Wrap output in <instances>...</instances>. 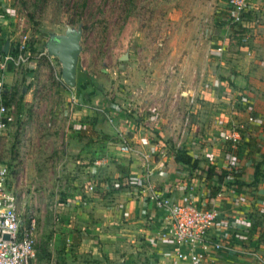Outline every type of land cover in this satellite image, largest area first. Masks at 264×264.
Returning a JSON list of instances; mask_svg holds the SVG:
<instances>
[{
  "label": "rangeland",
  "instance_id": "374dc122",
  "mask_svg": "<svg viewBox=\"0 0 264 264\" xmlns=\"http://www.w3.org/2000/svg\"><path fill=\"white\" fill-rule=\"evenodd\" d=\"M226 3L5 0L3 8L9 9L14 24L0 26V46L6 39L25 37L35 45L41 44L37 39H43V45L50 36L64 34L69 28L80 27L82 32L74 88L64 83L58 59L44 55L31 58L28 66L8 74L5 84L15 122L1 140V157L8 184L17 196L18 212L24 220L31 216L36 219V256L32 264H105L119 259L128 264L133 258H146L142 244L145 239L137 231V224L125 216H114L111 210L113 204L119 205L121 196L114 187L118 180L114 175L126 171L133 158L114 153L111 148V153L101 151L104 165L98 170L102 177L96 174L98 190L87 191L85 185L84 170L94 160V143L115 138V127L108 123L107 115L130 120L140 117L147 127L145 133H155L153 128L162 133L160 148L167 155H173L178 145L191 149L193 141L199 142L221 129L217 119H205V115L209 111L215 117L227 113L229 105L211 101V108H207V90L252 94L255 113L260 117L256 101L258 96L264 98V89L255 87L256 93L249 79L252 76L264 82V73L232 67L233 57L228 53L254 62L257 55L239 49L240 32L249 36L248 49L257 52L253 29L264 21V9L260 6L250 16V22H254L250 28L234 30L236 35L227 52L217 57L213 54L214 43L225 36L222 27ZM74 95L76 103L71 99ZM112 104L125 108L117 113ZM72 120L82 122V127L74 129ZM82 130L87 131L80 135ZM261 142L264 144L258 134L249 142L253 166L264 157ZM221 152L217 148L213 156L217 162L223 158ZM150 158L158 162L161 156L151 152ZM201 162L205 166L207 161ZM187 176L197 179L199 187L204 184L197 171ZM104 179L109 191L99 185ZM249 192L253 194L254 188ZM100 196L108 197L103 200ZM249 202V210L253 211L246 212L252 213L264 235V212H254L255 202ZM238 264L259 263L248 259Z\"/></svg>",
  "mask_w": 264,
  "mask_h": 264
},
{
  "label": "built area",
  "instance_id": "2783aa9c",
  "mask_svg": "<svg viewBox=\"0 0 264 264\" xmlns=\"http://www.w3.org/2000/svg\"><path fill=\"white\" fill-rule=\"evenodd\" d=\"M3 4L5 6V0H0L1 27L14 24V19L8 12L9 9L6 8L8 11L5 10ZM259 5H264V0H227L226 15L223 18L222 27L225 36L214 43L215 52L213 54L221 56L227 52L231 39L236 35L234 30L237 28L245 29L247 15ZM240 36L241 46L245 47L246 52L250 54L247 47L249 36L243 31L240 32ZM43 41L45 40L37 39V43H43ZM6 42H8V48L5 51ZM42 55L48 58L52 57L47 54L44 48L38 52H32V43L27 40V37L18 40L15 38L6 39L0 46V264H32L36 256V219L31 216L24 220L16 208L17 196L14 189L8 184L6 164L1 157V140L15 122L14 107L6 99L7 75L28 66L32 62L31 58H38ZM207 91L212 95V100L215 103L224 102L228 104L230 106H228L229 112L226 116H223L225 114L222 113L223 115L220 114L215 117L221 126L219 131L214 130V134L212 132L206 135L199 142L193 141L192 145L195 146L186 149L193 158L206 159L207 161L205 167L201 166L200 169L195 170L197 173H201L203 177L208 192L207 196H211V185L218 184L216 175L220 174L222 170L226 171L224 180L218 184L219 191L213 195L217 196L226 188L240 189L237 185L227 186V183H232L234 174L241 172L243 167H254L253 160L248 155L249 142L255 134L264 140V120L255 113L254 98L250 93L246 91H237L234 94L226 91L215 93L213 89ZM71 99L73 102H77L75 95L71 96ZM192 100L193 96H191ZM111 106L117 113L125 108L118 104ZM106 118L108 123L115 127L117 148L123 153L136 152L128 136L133 127L132 121L126 117L118 119L116 115H107ZM72 126L79 130L82 127V122L72 120ZM143 136L154 138L156 141L154 144L155 151L152 152L157 153L161 158L166 157V151L163 152L160 148L164 136L159 130L155 133L146 132ZM259 146L260 152L264 154L263 142ZM217 148L223 150L221 152V157H223L221 164H218L213 158ZM244 151L246 152L243 154ZM143 157L145 159L144 166L147 167V156L143 155ZM260 164V168H264V157ZM209 165L214 166L216 172L211 181L205 177V170ZM163 167L162 164L161 168ZM172 170L173 173L178 172L177 168ZM149 174L146 171L145 176L149 178ZM180 175L184 180L180 182L179 188L187 193L186 190L191 188L187 181L188 174L181 172ZM122 181L117 180L114 187L120 192V198L124 204L146 210V206L151 203L160 212V226L156 229H148L145 237L150 242L170 245L172 249L165 250L166 255H171L186 264H218L220 258L216 256L217 252L234 251L233 241L236 236L247 239V235H252L250 241L253 240V243L241 247L238 255L248 258L249 262L264 264L263 234L248 212L241 213L235 210L222 209L220 203L213 197H210L206 203L194 202L188 194H185L180 200H176L167 195L168 189H159L142 181L141 184H137L128 178ZM89 188L92 189L93 186L90 185ZM253 188L252 195L264 196V187L257 185ZM254 199H256L254 201L255 210L264 212V199L258 200V197ZM148 224L150 223L148 222ZM209 248L214 253L209 252Z\"/></svg>",
  "mask_w": 264,
  "mask_h": 264
},
{
  "label": "crops",
  "instance_id": "0c3cea01",
  "mask_svg": "<svg viewBox=\"0 0 264 264\" xmlns=\"http://www.w3.org/2000/svg\"><path fill=\"white\" fill-rule=\"evenodd\" d=\"M262 7V10L264 9V5H259L255 10H257L259 7ZM253 10L248 17H246L245 20V26L246 28H250L251 23L250 22V16L253 15L254 11ZM264 13V12H263ZM256 24V23H255ZM255 33H253L254 37L253 39V45L256 48L257 52H253L250 48V54L253 56L254 54L257 55L256 59L252 64H250L249 60H244L242 57H240L238 54L234 53L231 55L228 53L229 56H232V63L231 66L237 67L248 71H253V69H256L257 72L264 73V21L260 22L259 24L256 25V28L253 29ZM239 49L242 51H246L245 47H242L241 45L239 46ZM254 53V54H253ZM215 55V54H214ZM218 57V56H217ZM240 57V58H239ZM233 82L235 83L234 79L235 77L232 76ZM249 83L254 85V90L257 88L264 89V82H261L257 77H250ZM256 87V89H255ZM256 93L257 90H256ZM252 95V94H251ZM210 96V97H209ZM205 101V105L207 108H211L212 104V95L209 94ZM254 97V96H252ZM208 100V101H207ZM259 103V105L257 104ZM256 109L258 110V113L260 117L264 120V98H260L258 96V99L256 101ZM209 111V115H210ZM226 116L227 113H224ZM134 115V114H133ZM205 115V119H209V117H213V119H216L214 113L210 116ZM149 119V118H148ZM133 127L132 130L129 132L128 136L135 147L136 152L134 153H123L117 148V136L115 134L114 141H110V139H103L101 143H94L92 149H93V157L94 160L92 161L91 165H86L85 166V173H86V188L87 191H97L98 190V178L96 177V174H100V167L103 164V156H100L102 154L101 151H107V153H111L110 148L113 150L114 153H119L121 156H130L133 158V161L126 166V171L124 170L123 172L118 171L114 176L119 180H124L125 178H128L129 180H132L136 183H148L150 185H153L159 189L165 188L168 189L167 195L170 196L171 198H174L176 200H180L181 197H183L185 194L190 195L192 200L197 203H206L209 201L210 197H213L218 201L221 205L222 209L226 210H235L238 212H245V211H253V209L249 208L250 206V200L255 201V197H258V200H263L264 196H254L252 193L250 194V188L251 187H244L240 188L238 190H232L229 188L223 189L217 196H207L208 192L207 189L205 188L204 184L202 183V186L199 187V185L196 183L197 179H193L191 177H188L187 181L190 184L191 188L187 189L186 192L184 193V190L179 188V184L182 180H184L181 177V172L186 173L189 175V170L183 168L180 165H177L176 162H174V155H166V157L161 158L160 161L155 162L151 160L150 158V152L155 151L154 150V144H155V139L154 138H145L143 134L145 133V130H147V127L145 126V122L141 121V118L138 116H133L131 118ZM216 121L213 120V124H215ZM146 127V128H145ZM212 127V124H211ZM143 130V131H142ZM153 131H157L156 128L152 129ZM151 131V130H150ZM101 146H105L104 148H98ZM216 152V151H215ZM100 153V154H99ZM143 155L147 156V167L144 166L145 164V159ZM222 158L218 159V164L222 163ZM95 162H98L97 164ZM162 164L164 165L163 168H161ZM171 167V169H169ZM175 167V168H173ZM205 167V166H204ZM84 168V167H83ZM178 169V172H174L172 169ZM254 167H243L241 169L242 171V179L245 182H251V176H253L254 173ZM123 169V168H122ZM99 170V172H98ZM102 170V169H101ZM148 171L150 174V177L148 178L147 176L144 175V171ZM97 172V173H96ZM192 172V171H191ZM190 172V173H191ZM262 172V178H264V168H261ZM95 174V175H94ZM102 174L100 176L102 177ZM112 176V177H114ZM100 177V178H101ZM141 177L142 180L140 179ZM123 178V179H122ZM201 178V177H200ZM102 179V178H101ZM201 180L204 182L203 177ZM95 181V182H94ZM107 180H101L99 185L106 187V190L109 191V185L106 183ZM205 183V182H204ZM92 185L93 188L90 189L89 186ZM259 187H264V181H260L258 183ZM108 196H100L103 200L106 199ZM119 198V205L118 204H113L111 206L112 214L116 217H126L129 219L134 220V223L137 224V231L141 232L143 234V237L145 240L142 241L143 247L145 251H143V255H146V258H133L130 263L128 264H186L183 262L178 261L171 255H166L164 253L165 250H171L172 247L170 245L161 243V242H150L146 240L145 234L148 231V229H156L160 226L161 224V216L160 212L155 209V207L149 203L146 206V210L144 209H139L138 207H132L127 204H124L120 198ZM99 198V197H98ZM254 212H259L257 210H254ZM252 214V213H250ZM254 214V213H253ZM147 221V222H145ZM148 222L150 224H148ZM149 227V228H148ZM258 228H260L258 226ZM263 233V232H262ZM251 236L247 235L246 238H242L239 236H236V239L233 241L234 244V251L231 252H217L216 256L220 258V261L218 264H238L239 262L243 261H248L247 258L239 256V252L241 247L248 246L249 244L253 243V240L250 241ZM264 239V235L262 236ZM253 239V238H252ZM134 242V239L132 240ZM260 241V239H259ZM133 248V247H132ZM209 252L214 253V251L209 248ZM142 252H140L141 254ZM145 257V256H144ZM119 259V258H117ZM119 262L118 264H126V262L123 260H117L108 262L105 264H115ZM101 264V263H99Z\"/></svg>",
  "mask_w": 264,
  "mask_h": 264
},
{
  "label": "water",
  "instance_id": "95a60500",
  "mask_svg": "<svg viewBox=\"0 0 264 264\" xmlns=\"http://www.w3.org/2000/svg\"><path fill=\"white\" fill-rule=\"evenodd\" d=\"M81 28H69L64 34H54L43 44L48 55L56 57L61 65V75L67 87L76 85V68L81 51ZM5 51L8 42L4 45ZM123 264V263H122Z\"/></svg>",
  "mask_w": 264,
  "mask_h": 264
},
{
  "label": "trees",
  "instance_id": "16d2710c",
  "mask_svg": "<svg viewBox=\"0 0 264 264\" xmlns=\"http://www.w3.org/2000/svg\"><path fill=\"white\" fill-rule=\"evenodd\" d=\"M249 15H247L248 17ZM6 41V40H4ZM44 47L42 45V43L40 45H33L32 44V50H35V51H39V50H42ZM87 130H82L81 131V134H83V132H85ZM174 160L175 162L182 166L183 168L189 170L190 172L191 171H195L197 169H200L201 168V160H198V159H195L193 158L188 150L186 149V147L182 146V145H179L176 147V149L174 150ZM260 163H257L254 165V173H253V179L251 182H245L241 176V172H237L234 174V181L232 183H227V186H231V185H237L238 188H244V187H255L258 185V183L260 181L263 180L262 178V172H261V168H260ZM216 175V172H215V167L212 166V165H209L207 167V169L205 170V177L208 181H211L213 180L214 176ZM226 175V171L225 170H222V172L220 174H217L216 175V179H217V183L220 184L222 183V181L224 180V177ZM120 181L121 178L119 179ZM218 184H214V185H211V188H210V195L213 196L215 195L218 191H219V187H218Z\"/></svg>",
  "mask_w": 264,
  "mask_h": 264
}]
</instances>
